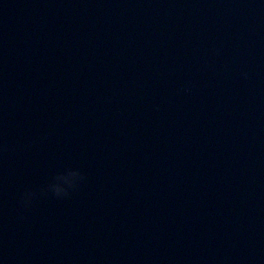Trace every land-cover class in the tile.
I'll return each instance as SVG.
<instances>
[{
	"label": "water",
	"instance_id": "1",
	"mask_svg": "<svg viewBox=\"0 0 264 264\" xmlns=\"http://www.w3.org/2000/svg\"><path fill=\"white\" fill-rule=\"evenodd\" d=\"M0 264H264V0H0Z\"/></svg>",
	"mask_w": 264,
	"mask_h": 264
},
{
	"label": "clouds",
	"instance_id": "2",
	"mask_svg": "<svg viewBox=\"0 0 264 264\" xmlns=\"http://www.w3.org/2000/svg\"><path fill=\"white\" fill-rule=\"evenodd\" d=\"M84 179L82 173L77 169H67L64 172L57 173L52 182L48 184L47 189L43 190L44 194L50 190L55 196H67L70 189H75L79 182ZM36 193L26 191L21 197V206L27 208L31 205L32 198Z\"/></svg>",
	"mask_w": 264,
	"mask_h": 264
}]
</instances>
